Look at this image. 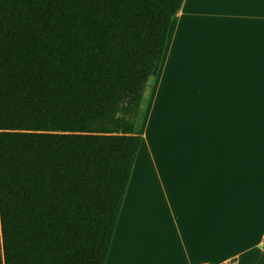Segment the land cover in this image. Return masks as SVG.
<instances>
[{
	"label": "trees",
	"instance_id": "trees-1",
	"mask_svg": "<svg viewBox=\"0 0 264 264\" xmlns=\"http://www.w3.org/2000/svg\"><path fill=\"white\" fill-rule=\"evenodd\" d=\"M182 1L0 0V264L105 263Z\"/></svg>",
	"mask_w": 264,
	"mask_h": 264
},
{
	"label": "crops",
	"instance_id": "crops-1",
	"mask_svg": "<svg viewBox=\"0 0 264 264\" xmlns=\"http://www.w3.org/2000/svg\"><path fill=\"white\" fill-rule=\"evenodd\" d=\"M137 118L140 170L104 264H254L264 249V0H183Z\"/></svg>",
	"mask_w": 264,
	"mask_h": 264
},
{
	"label": "rangeland",
	"instance_id": "rangeland-1",
	"mask_svg": "<svg viewBox=\"0 0 264 264\" xmlns=\"http://www.w3.org/2000/svg\"><path fill=\"white\" fill-rule=\"evenodd\" d=\"M140 122H141V119L140 118H137V120H136V126L137 127L140 125ZM134 169H135V172L133 170L134 173L132 174V176H133L132 188L134 187V184H136V178L138 177V170H140V167L139 168L138 167L136 168V163H135ZM139 176H140V173H139ZM148 179L151 180V177H149ZM148 179H147L146 173L144 172V174H143V180L146 183H148ZM132 188H130V191L132 190ZM148 188H150V187H148ZM135 196H136V192H135Z\"/></svg>",
	"mask_w": 264,
	"mask_h": 264
},
{
	"label": "bare ground",
	"instance_id": "bare-ground-1",
	"mask_svg": "<svg viewBox=\"0 0 264 264\" xmlns=\"http://www.w3.org/2000/svg\"><path fill=\"white\" fill-rule=\"evenodd\" d=\"M167 62V61H166Z\"/></svg>",
	"mask_w": 264,
	"mask_h": 264
}]
</instances>
